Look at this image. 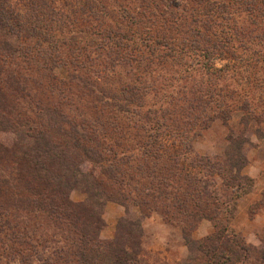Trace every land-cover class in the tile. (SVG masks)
Listing matches in <instances>:
<instances>
[{"label": "rangeland", "instance_id": "374dc122", "mask_svg": "<svg viewBox=\"0 0 264 264\" xmlns=\"http://www.w3.org/2000/svg\"><path fill=\"white\" fill-rule=\"evenodd\" d=\"M102 1L111 7L107 5L112 15L115 2L134 13L144 9L139 0ZM0 5L6 17L0 22V33L18 34L25 45L36 40L30 27L40 20L34 12L41 11L52 25L64 24L66 39L84 38L83 29L94 19V14L78 11L88 6L87 0H0ZM15 36L11 40L19 43ZM59 49L58 55L67 61L69 51ZM88 54L91 60L81 70L67 63L53 66L63 86L57 83L49 92L45 70V74L32 73L44 92L31 85L29 89L48 105L43 118L58 119L52 110L59 107L69 122H83L98 134L100 148L89 145L101 158L94 155L93 164L79 166L84 180L96 184V192L105 198L98 240L117 243L112 251L122 254V264H260L264 252L263 64L255 73H207L199 55L158 63L141 54L135 59L120 54L124 58L114 62L104 54L100 59L96 52L84 55ZM225 62L207 63L221 69ZM35 65L39 68L41 63ZM84 129H80L83 135L91 133ZM12 168L11 163L1 166L9 181L19 172ZM82 185L73 186L69 193L72 203L86 201ZM214 208L218 212L213 217ZM201 214L209 218L201 219ZM88 216L81 221L69 218L85 229L91 223ZM191 216L197 220L193 222ZM7 218L14 227L0 228V264H42L43 258L51 264H80L66 220L61 226L43 212L16 209L9 210ZM129 223L130 228L123 229ZM11 230L30 238L34 247L12 240ZM218 230L233 240L237 239L233 235L240 238L248 248L241 262H235L233 254L230 261H221L205 253L203 248L212 250L215 245L217 254L224 251L207 240ZM84 253L91 255L89 250Z\"/></svg>", "mask_w": 264, "mask_h": 264}, {"label": "trees", "instance_id": "16d2710c", "mask_svg": "<svg viewBox=\"0 0 264 264\" xmlns=\"http://www.w3.org/2000/svg\"><path fill=\"white\" fill-rule=\"evenodd\" d=\"M139 1L144 5L142 11L134 13L131 8L121 7L115 2L116 6L112 7L116 8L113 9L116 14L112 15L108 3L87 0L88 6L78 11L94 14V19L90 26L83 29L86 33L84 38L89 39L83 45L80 42L84 39L82 37L64 38V24L60 27L52 25V20L44 19L41 11L34 12L40 21L30 27L36 39L33 45H25L18 34L14 36L19 43L11 40L14 36L9 37V33H0V228L14 227L7 218L8 211L12 209L43 212L61 226L66 220L65 225H68V230L73 232L76 239H73V244L78 246L77 260L80 264H122V254L112 251L118 244L103 243L97 238L101 225L100 209L105 198L96 192V184L93 187L92 183L84 180L85 176L79 167L84 162L93 164L94 155L95 158H101L92 149L94 146L100 148V144L96 143L98 134L89 125L83 126V122L79 125L69 122L59 107L52 110L58 119L43 118L48 105L44 104V99L38 100L29 89L31 85L39 93L44 92L42 84L32 77V73L45 74V70H48L47 87L51 92L56 85H64V81L58 80L53 74V66L67 63L81 70L91 60L89 54L87 57L84 55L88 52H96V59L104 54L112 58L113 62L116 58L123 59L127 54L134 59L141 54L148 61L158 63L201 56L205 62L201 68L207 73H255L262 63L260 73H264V0ZM4 19L6 17L0 12L2 24ZM14 22L19 24L16 20ZM68 25L73 23L68 20ZM66 35H69L68 31ZM60 47L69 51L67 61L58 55ZM82 55L84 59L80 58ZM211 59L226 62L221 69H213L214 64L207 63ZM38 62L41 63L40 69L36 65L32 66ZM189 64L193 65L192 62ZM80 81L86 88L83 80ZM101 100L99 98L97 101ZM29 102L33 107L29 106ZM64 103L67 104V101ZM165 112L161 111L162 118ZM84 127L91 133L83 135L80 129L83 128L84 132ZM77 150L81 152L80 157H74ZM10 163L12 169L19 172L9 181L4 178L1 166ZM79 184L84 186L86 201L72 203L68 198L69 193L74 190L73 186ZM88 195L93 197H90V202ZM214 209L213 217L218 212ZM71 215L79 221L87 220L86 216L89 215L90 226L87 224L83 229L82 223L69 218ZM201 216V219L209 218L207 214ZM191 220L195 222L197 219L191 216ZM130 225L127 224L123 229L130 228ZM133 225L138 226V223ZM90 228L92 230L89 231ZM219 231L208 236L207 240L220 244L224 251L217 254L215 245L212 250L203 248L205 253L211 252L212 258L221 261H230V254H233L234 261L241 262L248 248L240 238L233 235L237 238L233 240L222 230ZM11 235L15 242L24 243L28 248L34 247L30 238L18 237L14 230H11ZM199 244L200 247L205 246L202 241ZM86 250L91 251L90 257H85ZM121 253L126 254L124 251ZM42 261V264H51L48 258ZM259 263L264 264V252Z\"/></svg>", "mask_w": 264, "mask_h": 264}]
</instances>
